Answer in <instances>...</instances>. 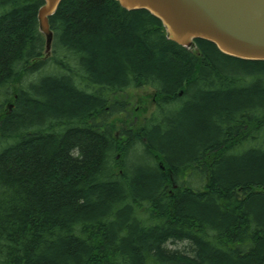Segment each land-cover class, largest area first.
<instances>
[{
	"label": "trees",
	"instance_id": "obj_1",
	"mask_svg": "<svg viewBox=\"0 0 264 264\" xmlns=\"http://www.w3.org/2000/svg\"><path fill=\"white\" fill-rule=\"evenodd\" d=\"M43 3L0 0V264H264V60L117 0H63L47 55Z\"/></svg>",
	"mask_w": 264,
	"mask_h": 264
},
{
	"label": "water",
	"instance_id": "obj_2",
	"mask_svg": "<svg viewBox=\"0 0 264 264\" xmlns=\"http://www.w3.org/2000/svg\"><path fill=\"white\" fill-rule=\"evenodd\" d=\"M38 11L46 54L53 42L49 19L63 0H43ZM128 10L145 9L163 24L167 37L189 49L205 39L230 56L264 60V0H117Z\"/></svg>",
	"mask_w": 264,
	"mask_h": 264
},
{
	"label": "rangeland",
	"instance_id": "obj_3",
	"mask_svg": "<svg viewBox=\"0 0 264 264\" xmlns=\"http://www.w3.org/2000/svg\"><path fill=\"white\" fill-rule=\"evenodd\" d=\"M33 77H36L34 75ZM32 76L25 78V81L32 80ZM119 98H125L130 103V118L138 123L146 116L150 115L156 107L155 90L150 87H141L138 89L128 90L119 94Z\"/></svg>",
	"mask_w": 264,
	"mask_h": 264
}]
</instances>
